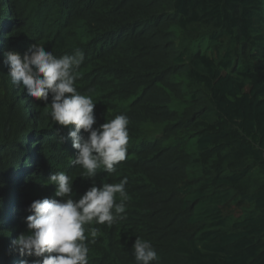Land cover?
Listing matches in <instances>:
<instances>
[{"label":"trees","instance_id":"16d2710c","mask_svg":"<svg viewBox=\"0 0 264 264\" xmlns=\"http://www.w3.org/2000/svg\"><path fill=\"white\" fill-rule=\"evenodd\" d=\"M35 43L83 51L75 86L94 127L129 120L126 159L94 177L128 178L126 215L85 225L89 264H136V238L152 264H264V0H0V264L39 259L12 242L33 200L60 199L53 172L74 199L92 182L68 127L7 75L5 53Z\"/></svg>","mask_w":264,"mask_h":264},{"label":"clouds","instance_id":"9594fccd","mask_svg":"<svg viewBox=\"0 0 264 264\" xmlns=\"http://www.w3.org/2000/svg\"><path fill=\"white\" fill-rule=\"evenodd\" d=\"M5 57L11 83L22 85L28 96L50 105L51 120L68 127L67 135L76 150L72 164L83 169L81 178L92 181L90 187L74 199L73 178L65 171L53 172L48 177L47 183L55 185L54 195L60 199L45 197L31 202V214L25 217L27 231L12 243L21 256L39 259H23L20 264H89V244L95 242L97 231L91 229L93 239H89L85 225L95 222L111 226L126 215L128 178L125 176L118 183L101 182L97 186L94 177L100 169L115 173L116 165L126 159L128 117L118 114L94 127L95 103L75 86L76 70L84 60L80 49L57 57L35 43L23 54L9 50ZM81 130L87 135H81ZM59 141L63 142V137ZM116 194L121 197L119 202H116ZM132 247L136 264H152L159 259L148 240L136 238Z\"/></svg>","mask_w":264,"mask_h":264}]
</instances>
